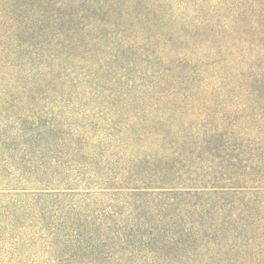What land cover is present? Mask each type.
Returning <instances> with one entry per match:
<instances>
[{
  "label": "trees",
  "instance_id": "obj_1",
  "mask_svg": "<svg viewBox=\"0 0 264 264\" xmlns=\"http://www.w3.org/2000/svg\"><path fill=\"white\" fill-rule=\"evenodd\" d=\"M0 264H264V0H0Z\"/></svg>",
  "mask_w": 264,
  "mask_h": 264
}]
</instances>
